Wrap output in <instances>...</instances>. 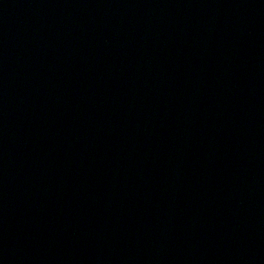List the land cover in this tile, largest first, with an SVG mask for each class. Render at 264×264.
I'll return each instance as SVG.
<instances>
[{
	"label": "water",
	"instance_id": "1",
	"mask_svg": "<svg viewBox=\"0 0 264 264\" xmlns=\"http://www.w3.org/2000/svg\"><path fill=\"white\" fill-rule=\"evenodd\" d=\"M0 264H264V0H0Z\"/></svg>",
	"mask_w": 264,
	"mask_h": 264
}]
</instances>
